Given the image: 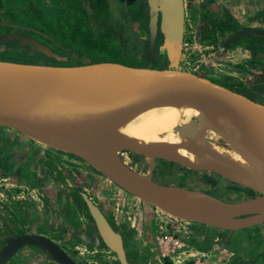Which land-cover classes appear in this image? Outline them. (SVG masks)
Here are the masks:
<instances>
[{
  "label": "water",
  "instance_id": "water-1",
  "mask_svg": "<svg viewBox=\"0 0 264 264\" xmlns=\"http://www.w3.org/2000/svg\"><path fill=\"white\" fill-rule=\"evenodd\" d=\"M148 61L132 67L118 62L43 64L0 59V129L10 130L51 151L69 155L143 203L179 221L222 231L264 225V104L208 78L181 70L184 0H146ZM157 55L162 68L154 67ZM264 31H235L224 46ZM20 47L61 62L64 58L33 38L11 34ZM176 111L194 126L174 142L139 140L129 133L150 113ZM207 122L195 130L196 121ZM181 125V124H180ZM179 126V125H178ZM213 135L218 141H212ZM134 155L139 172L121 158ZM157 162L201 176L215 177L248 194L219 199L190 183H160ZM103 245L119 264H129L122 236L101 210L80 194ZM23 247H35L55 264H78L50 239L14 235L0 248L7 264ZM264 254V253H263ZM263 254L243 264H263Z\"/></svg>",
  "mask_w": 264,
  "mask_h": 264
},
{
  "label": "rangeland",
  "instance_id": "rangeland-1",
  "mask_svg": "<svg viewBox=\"0 0 264 264\" xmlns=\"http://www.w3.org/2000/svg\"><path fill=\"white\" fill-rule=\"evenodd\" d=\"M112 1L115 4L117 3V0ZM122 1H125V3L127 4L128 2H132L133 0ZM75 2L83 4V0H75ZM184 3L186 11L185 33L182 57L179 68L183 71L191 72L205 78H209L208 76L222 74V68L219 67L218 63L223 62V58L227 53L229 54L227 58L229 57L232 60V51H230V49L234 45H223L225 41L231 37V33L233 32L229 31L228 29L225 30L224 28H226L228 25H234L235 27L237 26L239 28L242 27L237 24L235 19L226 10L217 9L213 0H186V2ZM210 3L212 4L211 6ZM213 6L214 8H212ZM125 8V5H121V10L123 12H125ZM62 11L63 5L60 0H0V31L5 32L6 30H13V28L8 27L5 29L3 27L4 25L7 26L13 24L19 26L20 24H23L35 28H43V23L50 22V17L60 15ZM227 15L232 18L233 22L228 21L229 18L227 17ZM256 17H259V19H261V24L255 26V28L253 29L264 30V12L259 15H256ZM142 35L143 34L140 33V36ZM134 37L140 38L138 37V35H134ZM57 40L61 44L63 49L69 52L66 53L68 56L73 58L72 61H75V63H82L84 61H88L87 57H78L76 53L74 54L70 51V49H77L76 44L74 47L64 39L59 38ZM239 42L240 44H243L244 48L249 52H251V49L255 50L257 47H260L259 42L251 36L243 38ZM10 48L11 45L3 46V51L5 49L6 51H4V53L2 52V55H0V59L6 61L20 62H30L35 60L37 62H40V58L38 57L34 58L32 56H27L26 53L15 54L14 52H11ZM135 50H138L140 52H135ZM125 52L128 53L125 56L120 57L119 60L124 65L132 67H142L146 66L149 63L148 59L145 60L146 53L144 51V45L142 41L139 42V46L138 44L134 45V43H131V45L128 46V49H126ZM58 56L61 58L64 57L60 54ZM251 58L247 60L249 61L251 60ZM251 66L252 63L248 64L246 67H244V70L247 72H251L249 71L251 69ZM253 66L258 65L253 64ZM154 67L157 69L162 68L160 61H156L154 63ZM252 70L253 72L255 71L254 68H252ZM242 78L243 83H245L247 86L249 82H252L250 79L251 76L247 75V73H245L244 77ZM245 92H247V95L249 96L253 95L251 91H248V89L245 90ZM35 146L39 145L10 130L0 129V150H6L9 152V156L11 157L10 159L15 163L14 167L16 168L15 176H12V178H10L11 182H8V178H4L6 176L0 177L6 179L5 182H0L2 183L0 185V227H9V225L13 224L30 227L34 226L33 224L44 225L49 222H54L53 224L55 225L51 228L58 231V227H56L58 225L59 219V217L57 218V214L59 212L58 200L55 205V200L51 202V198L48 195L43 194L44 201L40 202L35 197L33 198L30 196L27 197V195L24 194L22 195L21 193L23 188L18 187L19 184H25L29 188H45L43 184L45 182L43 177V171H47L45 174H49V178H55L54 176H58L59 174V177L55 178L57 180V185L65 187L68 185L73 186L71 182H66L67 175H65V173L60 174L57 172L56 163L53 162L49 164V166H47L46 168H43L45 164L35 163V159L31 158V155H34L35 151L39 150L35 149ZM8 147L9 149H7ZM37 148L46 150L47 152L55 153L54 151H51L41 146ZM61 155L73 159L72 157H69L66 154ZM127 160V163H129L131 168L139 172L138 161L134 158V156L129 155ZM17 161L19 162L20 168H18ZM35 164L36 166H39L38 169L37 167H35ZM41 166L42 168L40 169ZM39 170L42 171L39 172ZM34 171H38V175H36ZM72 171L73 172H71L70 170L69 174L75 175L74 179L78 178L80 181V183H76V187H79V189L82 191L83 189L87 191L96 204L99 203L97 192H101V194H104L105 196H107L108 192H111L109 194L110 198L107 199V207L112 208V210L109 211L110 220L115 229L123 235L124 249L129 264H173L174 261L175 264L191 263L188 260H175L174 258V261H172L168 258H160L157 252L155 251L154 245V234L156 233L155 226L146 224L143 225V222L139 221L142 227V229L139 230V225H135V227H132V222H130L133 221V219H131L133 218V214L135 215V213H137L140 216L144 215L143 209L137 208L136 206L133 207L132 204H128L127 208H123V210L119 211L118 207L122 206L118 199L115 200V197L117 198L119 196L117 191L106 187L102 190L101 188L103 186H101L99 182H95L93 181V179L87 181L86 178H81V176H77V174H75L74 170ZM153 176L154 179L160 183L185 184L189 182L190 185H192L194 188H198L219 199H229L233 197L234 194H248L245 191L236 193L234 192V190L227 189V183L223 181L219 185L215 186L206 180H200L198 178V174H192L174 165L163 162H159L156 164ZM64 179L65 182H63ZM192 180H195L198 183L194 184L191 182ZM10 185H15L17 187L16 189H14L12 186L9 187ZM67 197L69 198V201L67 199L63 201L65 203V208L63 209L64 216L62 215V218L64 219H61L60 225L67 224L70 221L71 227L74 226L75 229L78 231L82 230L80 229L81 226H85L87 228V223L90 224L91 221L87 219L84 204L81 202V200L76 197ZM129 200L131 199L129 198ZM41 204H44L42 208H40L39 206ZM132 207L133 209H131ZM131 211H133V213H130ZM115 212H117L118 215H116ZM51 213H55L56 216ZM45 215L48 216L47 219ZM169 228L170 227L167 226L166 230L170 231ZM85 231L87 232V230ZM249 232H251L249 235H245V233L243 235H240L241 237H239L238 241L233 245H228L227 248H218L217 244H214L213 238L210 237L201 240L200 237L197 236L201 234H195L198 232H195L194 230L186 229L184 231L180 230L176 231V233H173L176 234L182 240L188 250L192 249L196 251H209L211 249H214L218 252L224 251L226 252L224 253L226 257L225 263L239 264L236 261L238 260L239 255L235 254L234 256H232L233 252H237L236 249L238 248V245L246 243L249 248H257L261 243H264V225L259 229L251 230ZM64 235L65 233L63 231H59L50 235V238L54 241H58L59 245H61V247H64L66 252L71 255L74 260L77 259V262H79L80 264H119L115 254H113L107 248L104 247L102 242H100V240L96 238V234L94 236L92 232H88L87 237L85 236L84 238H88L89 241L85 239L79 241L77 240L76 236L73 235H70L69 237H67V240L64 241ZM3 237L4 234H1L0 232V247L2 245ZM92 241H95V244ZM225 243L224 241H222L221 244L226 245ZM188 250H183V252H187Z\"/></svg>",
  "mask_w": 264,
  "mask_h": 264
},
{
  "label": "crops",
  "instance_id": "crops-1",
  "mask_svg": "<svg viewBox=\"0 0 264 264\" xmlns=\"http://www.w3.org/2000/svg\"><path fill=\"white\" fill-rule=\"evenodd\" d=\"M213 1L217 9L226 10L235 19L237 24L241 27L255 28V26H258L261 24V19H259V17H256V15H259L262 12H264V0H213ZM184 2H186V0H184ZM184 6H185V3H184ZM212 8H214V6ZM185 14H186V11H185ZM230 51H232V60L229 57L227 58V56H229V54L227 53L225 54L223 58V62L218 63L219 67L222 68L221 69L222 74H218L215 76H208L209 77L208 79L220 85H223L225 87L236 90L240 93H244L245 90L248 89V91H251L253 95L249 96L247 95L248 94L247 92L244 93L245 95L249 96L250 98H252L253 100L257 102L264 104V80L258 81V77L254 76V75H262V78L264 79L263 77L264 76V57L256 58L255 64H257L258 66H253L252 64L251 69L249 70L251 72H247L244 70L245 69L244 67H246L248 64H251V60L249 61L247 60L251 58L250 52L247 51L244 48L243 44H240V43L233 46L230 49ZM15 62H20V61H15ZM252 68H255L254 72ZM245 73L251 76L250 79L252 82H249L248 86L245 83H243V80H242L243 79L242 77H244ZM35 149H40V148L36 147ZM47 153L52 156L55 155V154H52L51 152H47ZM60 159L63 160L64 164L66 165V169L71 170V172H73L72 170H74L77 176H81V178H86L87 181L93 179V181L96 182V179H95L97 177L96 174L84 164H81L77 160L70 159L65 156H60ZM46 172L47 171H43L44 180H45V182L43 183L45 187L43 190V194L48 195L51 198V202L55 200V203H56L57 200L59 199H61L62 201H65V199H67L69 201V198L67 197L68 194L65 193L63 190L58 189L57 185L54 184V181H52V178H49L48 176L49 174L48 175L45 174ZM77 182L80 183L78 178L75 179V186ZM18 187L27 188V185L19 184ZM99 196H101L102 199ZM104 196H105L104 194L103 195L98 194L97 197L101 200L104 207L106 209L108 208L109 210L111 208L107 207L108 205L107 199H105ZM105 203H107V205H105ZM136 205H137V208L139 207L143 209L144 215L139 216L137 220L133 218L134 222L132 223V227L133 226L135 227V225H139V230L142 229L140 222H143V225L145 224L153 225L155 226L156 230H158L157 227H160V226L165 227L166 225L164 224H169V227L178 225V224H175L176 223L175 221L173 222L172 220H169V219L167 220V218H165L166 222H162L160 216L152 208H150L151 206H147L146 204H143L142 202H139V204H136ZM123 208H124L123 206L118 207L119 210H123ZM62 215L64 216V211L60 214L61 217L58 222V225L56 226L58 227L57 228L58 231L51 228L55 225L53 224L54 222H49L44 225L33 224L34 226L32 227L34 230L32 231V233L45 235L50 238V234H53L54 232L63 231L65 233L63 237L64 241H66L67 237H69L70 235L76 236L77 240L79 241L84 240L83 236L85 235L87 237V233L89 231L86 232L85 230H87L88 228H86L85 226H81L80 229L82 230H79V232L77 230V233H76L75 227H71L70 221L67 224L60 225ZM116 221H117V218H116ZM194 225H197V226H191L190 228H187V229L198 232L195 234H201V235H197L200 237L201 240H204L209 237L213 238V242L214 244H217L218 248H227L228 245H233L234 243H236L239 237H241L240 235H243L244 233L245 235H249L251 233L249 231L254 230V229H245V230H239V231L223 232L222 230H217L214 228L201 226L199 224H194ZM49 226H50V230H49ZM4 229L5 230L10 229L14 233H16L21 229L25 230L26 226L24 225L20 226L18 224H13V225H9V227H0V230L3 231ZM222 241H224V243L226 242L225 243L226 245L221 244ZM55 242L59 244L58 241H55ZM237 247H238L236 249L237 255L241 256L243 259L249 258L248 261L255 260L256 257L255 255L253 256L252 253L256 251L258 252L260 251L262 254L264 253V243L263 244L261 243L259 247L257 248L255 247L249 248L246 243L242 245H238ZM224 253L226 252L224 251L218 252L217 250H214V249H211L209 251H196V250L191 249V250H188L187 252L186 251L182 252V254L175 257V260H178V259L188 260L191 262L190 264H229V263H225L226 257ZM172 261H174V258ZM262 261L264 264V254H263ZM7 264H55V263L50 262L44 257H41L37 252L34 251L33 248L31 249L24 248L20 250ZM173 264H175V261Z\"/></svg>",
  "mask_w": 264,
  "mask_h": 264
},
{
  "label": "trees",
  "instance_id": "trees-1",
  "mask_svg": "<svg viewBox=\"0 0 264 264\" xmlns=\"http://www.w3.org/2000/svg\"><path fill=\"white\" fill-rule=\"evenodd\" d=\"M60 1L63 5L62 13L50 18L47 17L50 22L43 23V28L23 24H20V26L14 24L4 25L5 29L9 27L13 30L0 31L1 45L9 44L11 45L10 50L14 49L16 53H26L27 56L38 57L43 62L50 61L53 62L52 64L61 63L64 65L74 64L75 61H72L73 58L67 55L66 52L68 51H65L57 40L59 38L66 40L74 47L76 44L77 49H79H70V51L76 53L78 57H87L90 63H121L119 61L120 57L128 53L125 51L131 43L139 46L140 41L137 37H134L136 35L135 30H146L148 19L146 12L140 9V6L139 9H133L135 3L126 5L125 1L122 0H117L118 4H115L112 0H87L83 4L77 3L75 0ZM121 5L127 6L129 15L121 10ZM227 17L229 22H233L229 15ZM235 28L234 25H228L224 29L233 31ZM11 34L21 37H33L49 47L53 53L63 55L62 58L65 60L58 62L42 54L32 53L29 47H23L21 50L17 45L20 42L19 40L1 42L3 36ZM135 52L140 51L135 50ZM251 52L255 56L264 54V47L251 49Z\"/></svg>",
  "mask_w": 264,
  "mask_h": 264
},
{
  "label": "flooded vegetation",
  "instance_id": "flooded-vegetation-1",
  "mask_svg": "<svg viewBox=\"0 0 264 264\" xmlns=\"http://www.w3.org/2000/svg\"><path fill=\"white\" fill-rule=\"evenodd\" d=\"M85 1H87V0H83V2H85ZM130 3H132V4H134L135 6H134V8L133 9H139V6H140V9H142L144 12H146V14H147V19H148V6H147V3H146V0H133L132 2H128L127 4H130ZM126 4V5H127ZM131 4V5H132ZM139 4V5H138ZM211 4V3H210ZM137 6V7H136ZM211 6V5H210ZM128 8H127V6H126V8H125V12L127 13V15H129V12H128V10H127ZM132 9V8H131ZM147 25H148V20H147ZM246 28V27H245ZM184 29H185V25H184ZM239 29H243V27L242 28H239V27H237L236 26V28H235V30H233V32L231 33L232 35L234 34V32L235 31H238ZM248 29H253V28H248ZM255 30H257V29H255ZM261 31H264V30H261ZM140 33H142L143 35L142 36H140ZM185 33V32H184ZM135 34L136 35H138V37H140V38H138V40L139 41H142L143 42V45H144V51H145V53H146V59L145 60H147V57H148V45H149V42H148V38H149V36H148V27H146V30H135ZM231 35V36H232ZM1 37V36H0ZM4 37H7V36H3L2 38H4ZM247 37H250V36H246V37H244V38H247ZM251 37H254V38H259V39H257L258 40V42H259V44H260V46L261 47H264V38H262V37H259V36H251ZM27 38H33V37H27ZM34 39V38H33ZM243 39V38H242ZM241 39V40H242ZM36 40V39H35ZM260 40V41H259ZM240 41V40H239ZM239 41H237L236 43L238 44V43H240ZM160 42H161V36L159 35V34H157V37H156V42H155V51H154V60H155V62L156 61H160V63H161V59H160V57L157 55V50H158V46L160 45ZM236 43H234V45L233 44H230V45H233V46H235V45H237ZM9 44H6V45H1V43H0V55H2V52L4 53V51H6V49L3 51V46H8ZM17 45H19L18 43H17ZM19 48H21V50H22V48L23 47H20L19 46ZM11 52H14L15 54H16V52L14 51V49L13 50H11ZM21 54H24V53H21ZM250 54H251V63L252 64H254L255 65V59L256 58H258V57H264V54H259L258 55V57L257 56H255V55H253L252 54V52H250ZM35 58V57H34ZM41 63H43V64H52L53 62H50V61H45V62H43L42 60H39ZM21 62H26V63H40V62H37V61H21ZM255 69V68H254ZM254 76H256V77H258V81H262V80H264L263 78H262V75H254ZM264 77V76H263ZM262 78V79H261ZM238 92V91H237ZM240 93V92H239ZM241 94H243V93H241ZM243 95H245V94H243ZM245 96H247V95H245ZM247 97H249V96H247ZM250 98V97H249ZM250 99H252V98H250ZM253 100V99H252ZM38 145V144H37ZM11 147V146H10ZM36 147H40V145L39 146H36ZM41 147H43V146H41ZM45 148V147H44ZM7 149H9V147L7 148ZM47 149V148H46ZM19 151H20V149H19ZM23 152H24V150H23ZM34 152V151H33ZM52 154H55L54 156H52V155H50V154H48L47 153V151L46 150H42V149H39V150H36L35 151V154L34 155H31V158H33V159H35V163H38V164H45L44 166H43V168H46L47 166H49V164H51V163H56V170H57V172L58 173H60V174H62V173H65V175H67V177H66V182H71V184L73 185V186H70V185H68V186H59V185H57V180L55 179V178H58L59 177V174H58V176H54L55 178H53V177H51L52 178V181H54V184H56L57 186H58V189H61V190H63L65 193H67L68 195L67 196H72L73 198L74 197H76V198H78L79 200H81V202L84 204V207H85V209H86V216H87V219H89L90 221H91V223L90 224H88L87 222V231H89L90 233L92 232L93 234H94V236H95V234H96V238L98 239V240H100V238H99V235H98V233H97V229H96V226H95V224H94V221H93V219L91 218V216L89 215V211H88V209H87V206L85 205V203L83 202V200H82V198H81V196H80V194L81 193H83V194H85L87 197H88V199L89 200H91L92 201V203L95 205V206H97L100 210H101V212L103 213V215L107 218V220L109 221V223L111 224V226L113 227V229L116 231V232H118L121 236H122V238H123V235L119 232V231H117L116 229H115V227L113 226V224L111 223V220H110V215H109V211L110 210H108V208L106 209L105 207H104V205L102 204V202H100V201H98L99 203H95L94 201H93V199L90 197V194L87 192V191H85L84 189H83V191L82 190H80L79 189V187H76L75 186V179H74V176L75 175H70L69 174V171L70 170H65L66 169V165L64 164V162H63V160H61L60 159V156H62L61 154L62 153H59V152H55V153H52ZM10 154H9V152L8 151H3V150H0V177H4V176H6V177H4V178H8V182H11L10 181V178H12V176H15V174H16V168L14 167L15 166V163L13 162V161H11V157L9 156ZM65 155V154H64ZM67 156H69V155H67ZM132 156H134V155H132ZM70 157V156H69ZM135 158V157H134ZM136 159V158H135ZM18 162V161H17ZM16 162V163H17ZM157 163H159V162H157ZM167 164H170V163H167ZM55 165V164H54ZM172 165V164H171ZM35 167H37V169L39 168V166H36V164H35ZM18 168H20V166H19V162H18ZM42 168V166L40 167V169ZM91 170V169H90ZM42 170H39V172H41ZM35 172V174L36 175H38V171H34ZM34 172H33V174H34ZM94 172V171H93ZM95 173V172H94ZM98 173H96V175H97ZM8 176V177H7ZM97 176H99V174L97 175ZM101 176V175H100ZM44 177V176H43ZM4 178H0V182L2 181V182H5L6 181V179H4ZM198 178L200 179V180H202V181H204V180H206V181H208V182H210L211 184H213V185H215V186H217V185H219L222 181L221 180H218L217 178H213V177H207V176H201V175H199L198 174ZM63 182H65V179H64V181ZM192 183H194V184H196V183H198L197 181H195V180H192L191 181ZM189 182H187V184H188ZM2 183H0V185H1ZM13 187L14 189H16V187L17 186H15V185H10L9 187ZM23 188V187H22ZM40 188H42V187H35V188H29L28 186H27V188H23V190H22V195L24 194V195H27V197L28 196H30V197H35L38 201H44V196L42 195L43 194V190H44V188H42V189H40ZM226 188L227 189H231V190H234V192H236V193H239V192H242V191H244V190H241V189H238V188H236L235 186H233V185H231V184H226ZM12 189V188H11ZM32 191H34V192H32ZM235 195V194H234ZM63 201L61 200V199H59L58 200V205H59V212H58V214H57V218L59 217V219H60V214L64 211L63 209L65 208V206H64V202L62 203ZM108 203V202H107ZM107 203H105V205H107ZM44 204H41V205H39L40 206V208H42V206H43ZM55 205H56V203H55ZM108 206V205H107ZM52 209V208H51ZM42 211H44V210H42ZM56 211V210H55ZM51 214H53V215H55V213H51ZM25 216H26V214H25ZM46 216V219L48 218V216L47 215H45ZM56 216V215H55ZM56 218V219H57ZM52 219H53V217H52ZM59 219H58V222H59ZM62 219V218H61ZM263 226V225H262ZM262 226H259V227H256V228H251V229H259L260 227H262ZM74 227V226H73ZM158 228V227H157ZM34 229H33V227L32 226H30V227H26V229L25 230H21V231H18V232H16V233H14L12 230H10V229H4L3 231L2 230H0V232H1V234L3 233L4 234V237H3V239H2V245H1V247L3 246V242H4V240L6 239V238H8V237H11V236H14V235H17V236H20V235H25V234H34V235H39V236H43V237H46V238H48V239H50L51 241H53V242H55L53 239H51V238H49V237H47V236H45V235H41V234H36V233H32V231H33ZM37 231V230H36ZM155 231H157V230H155ZM75 232L77 233V230L75 229ZM79 232V231H78ZM55 233V232H54ZM53 233V234H54ZM50 235H52V234H50ZM155 235V234H154ZM83 236V235H82ZM85 237V235L83 236V238ZM89 237H91V236H89ZM85 240H87V241H89L87 238H84ZM92 240V239H91ZM92 242H94V244H95V241H92ZM100 242H101V240H100ZM123 242H124V238H123ZM57 245H59L57 242H55ZM97 243V242H96ZM103 244V243H102ZM0 247V248H1ZM61 247V246H60ZM105 247V246H104ZM24 248H33L34 249V251L35 252H37L40 256H41V254H40V252H39V250L37 249V248H35V247H23V248H21L20 250H22V249H24ZM62 248V247H61ZM106 248V247H105ZM65 252H66V250L64 249V248H62ZM19 250V251H20ZM18 251V252H19ZM233 252V251H232ZM67 253V252H66ZM235 254H237V252L235 251V252H233L232 253V256H234ZM253 254V256L255 255V257H257L258 255H260V254H262L260 251L258 252V251H256V252H254V253H252ZM81 256V255H80ZM41 257H43V256H41ZM13 258V257H12ZM11 258V259H12ZM76 258H79V257H76ZM10 259V260H11ZM75 261L77 262V259H75ZM239 264H243L244 263V261H245V259H243L241 256H238V260H236ZM249 262H251V261H249ZM78 264H80L79 262H77ZM91 264V263H90Z\"/></svg>",
  "mask_w": 264,
  "mask_h": 264
},
{
  "label": "bare ground",
  "instance_id": "bare-ground-1",
  "mask_svg": "<svg viewBox=\"0 0 264 264\" xmlns=\"http://www.w3.org/2000/svg\"><path fill=\"white\" fill-rule=\"evenodd\" d=\"M177 117H178V114L176 111L164 110L161 113L153 112V113H150L149 115H147V117L143 120L142 123H140V125L131 126L128 131L131 135H133L137 139L143 140V141H151V142H159V143L164 142V141L174 142L177 138L178 128H180V132H182V131L191 132L192 130H194V126H188L185 123V121H182V120L178 121ZM196 122H197L198 126L195 127L196 128L195 130H200V129L204 130V128L208 124L205 121L201 122L198 120ZM210 139L212 141H215V142L218 141V139L216 137H214L213 135L210 136ZM128 157H129V155L127 153L121 154V158L126 163L128 161L127 160ZM95 174H96V172H95ZM95 179L97 182H99L101 184V186H103L101 188L102 190H103V188L106 187V188H111V189L117 191L119 196L117 198L115 197V200L118 199L121 206H123L124 208H127L128 204H132L133 207H135V206L137 207L136 204L141 202L140 200H138V199L132 197L131 195L127 194L126 192H124L123 190H121L120 188H118L117 186H115L114 184H112L111 182H109L108 180L103 178L102 176H100V174ZM97 193L101 194V192H97ZM110 193L111 192H108L107 196H104V198L109 199ZM99 197L102 199L101 196H99ZM129 198L131 200H129ZM98 200L101 202V200L99 198H98ZM143 204H146V203H143ZM146 205L151 206L148 204H146ZM133 207L131 209H133ZM150 208H152L160 216L162 222H166L165 218H167V220L169 219V220H172L173 222L175 221L176 222L175 224H178V225L171 226L169 228L170 231L167 232V235H169L171 238H174L177 242H179L182 245V251L188 250L186 245L182 242V240L174 233H176V231H180V230L184 231L187 228H190L191 226H197V225H194L195 223L193 224L191 222H183V221H179V220H176L174 218H171L170 216L162 213L161 211L157 210L153 206H151ZM109 210H112V208ZM119 211H121V210H119ZM132 212L133 211H131L130 213H132ZM115 213H116V215H118L117 212H115ZM139 216L140 215H138L137 213L135 215L133 214V218H135L136 220L138 219ZM133 218H131V219H133ZM133 222H134V220L132 221V223ZM186 223H188V224H186ZM164 225L169 226V224H164ZM160 229H162L161 226H160ZM223 232H225V231H223ZM178 235H180V234H178ZM171 238H167V239L172 241Z\"/></svg>",
  "mask_w": 264,
  "mask_h": 264
},
{
  "label": "built area",
  "instance_id": "built-area-1",
  "mask_svg": "<svg viewBox=\"0 0 264 264\" xmlns=\"http://www.w3.org/2000/svg\"><path fill=\"white\" fill-rule=\"evenodd\" d=\"M161 228L162 229L158 227V230L154 235L155 251L160 258L173 260V258L182 254V245L174 238L167 235L168 230H166V227L161 226ZM167 238H171L172 241Z\"/></svg>",
  "mask_w": 264,
  "mask_h": 264
}]
</instances>
